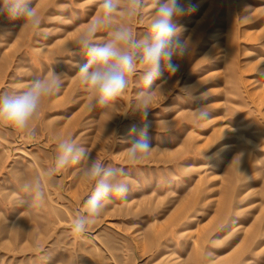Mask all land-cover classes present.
<instances>
[{
	"label": "rangeland",
	"instance_id": "1",
	"mask_svg": "<svg viewBox=\"0 0 264 264\" xmlns=\"http://www.w3.org/2000/svg\"><path fill=\"white\" fill-rule=\"evenodd\" d=\"M100 3L33 0L36 30L0 17V93H21L51 69L62 76L59 92L41 105L34 137L0 127V264H264V0H191L195 11L179 23L192 50L173 58L180 68L165 71L168 91L153 95L147 123L155 150L135 166L126 149L144 122L121 113L142 91L140 72L111 110L89 111L76 78L86 59L69 52ZM154 11V0H145L131 24L137 38ZM201 106L205 121L193 114ZM59 134L124 168L129 182L126 198L113 197L82 237L70 234V223L91 192L81 175L86 162L48 181L42 204L21 189L51 165ZM241 150L243 173L230 166Z\"/></svg>",
	"mask_w": 264,
	"mask_h": 264
},
{
	"label": "clouds",
	"instance_id": "2",
	"mask_svg": "<svg viewBox=\"0 0 264 264\" xmlns=\"http://www.w3.org/2000/svg\"><path fill=\"white\" fill-rule=\"evenodd\" d=\"M145 5V0H101L100 12L90 24L74 39L69 52L82 55L86 63L78 65L76 78L87 93V108L111 110L114 102L127 90L130 77L140 72L142 91L136 97L129 111L144 122V126L129 141L126 161L135 166L146 160L155 148L150 145L147 118L152 110L153 95L157 91L163 95L168 89L165 71L174 75L182 61L192 50L191 36H185L180 19L195 11L191 0H154L155 11L150 18L147 34L137 38L131 26ZM0 17L9 21H22L20 28L36 30L41 24L33 0H0ZM105 32L106 38L97 41V34ZM62 85V76L52 69L45 78L34 79L21 93H0V127H8L17 134L34 137L35 120L42 103L57 94ZM189 99H195L193 90H185ZM203 94H201L202 98ZM197 121L209 118L205 106L193 109ZM160 122H157V129ZM166 133L174 126L164 122ZM223 138V135H222ZM221 138V139H222ZM247 152H237L231 161L236 171L243 173ZM86 162L81 175L91 192L70 223V234L82 237L102 217L106 206L113 197L124 199L129 191V182L124 168L106 166L104 161L95 159L83 147L77 145L70 136L59 134L55 137V155L50 166L42 174L23 180L22 191L30 198L33 206L42 204L46 198V184L69 166ZM209 261L214 254H206Z\"/></svg>",
	"mask_w": 264,
	"mask_h": 264
}]
</instances>
